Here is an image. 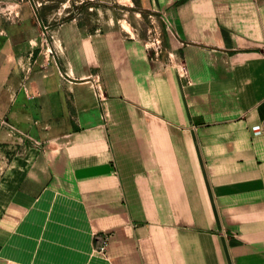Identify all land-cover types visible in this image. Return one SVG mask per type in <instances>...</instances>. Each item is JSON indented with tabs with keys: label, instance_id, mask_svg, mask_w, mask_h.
Wrapping results in <instances>:
<instances>
[{
	"label": "crops",
	"instance_id": "1",
	"mask_svg": "<svg viewBox=\"0 0 264 264\" xmlns=\"http://www.w3.org/2000/svg\"><path fill=\"white\" fill-rule=\"evenodd\" d=\"M138 2L169 58L68 20L52 72L20 75L33 39L0 37V129L56 94L73 112L0 134V264H264V0Z\"/></svg>",
	"mask_w": 264,
	"mask_h": 264
},
{
	"label": "rangeland",
	"instance_id": "2",
	"mask_svg": "<svg viewBox=\"0 0 264 264\" xmlns=\"http://www.w3.org/2000/svg\"><path fill=\"white\" fill-rule=\"evenodd\" d=\"M68 20H75L90 29L119 30L142 40L157 56L163 54L169 58L167 27L153 12L143 9L138 0H0V37L33 39L31 48L26 50L31 54L25 55L22 61L17 56L15 73L29 75L36 72L46 76L52 72L48 61L55 55L54 33ZM53 100L52 106L57 107L49 111H21L14 122L4 119L0 134L6 140L12 138L24 143V135H53L64 128L69 129L73 116L70 99L65 94L60 99L56 94Z\"/></svg>",
	"mask_w": 264,
	"mask_h": 264
},
{
	"label": "built area",
	"instance_id": "3",
	"mask_svg": "<svg viewBox=\"0 0 264 264\" xmlns=\"http://www.w3.org/2000/svg\"><path fill=\"white\" fill-rule=\"evenodd\" d=\"M259 130V126H255L254 127V131L258 132ZM98 239H99V250H104L105 249V246H106V243L108 241V238H109V235L108 234H105V235H98L97 236Z\"/></svg>",
	"mask_w": 264,
	"mask_h": 264
},
{
	"label": "bare ground",
	"instance_id": "4",
	"mask_svg": "<svg viewBox=\"0 0 264 264\" xmlns=\"http://www.w3.org/2000/svg\"><path fill=\"white\" fill-rule=\"evenodd\" d=\"M130 1V0H129ZM128 4H130V3H128Z\"/></svg>",
	"mask_w": 264,
	"mask_h": 264
}]
</instances>
